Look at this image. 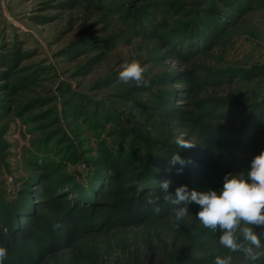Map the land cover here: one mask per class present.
<instances>
[{"label":"rangeland","instance_id":"obj_1","mask_svg":"<svg viewBox=\"0 0 264 264\" xmlns=\"http://www.w3.org/2000/svg\"><path fill=\"white\" fill-rule=\"evenodd\" d=\"M132 59L146 87L118 81ZM262 150L264 0H0L4 264H214L219 232L165 196Z\"/></svg>","mask_w":264,"mask_h":264},{"label":"clouds","instance_id":"obj_2","mask_svg":"<svg viewBox=\"0 0 264 264\" xmlns=\"http://www.w3.org/2000/svg\"><path fill=\"white\" fill-rule=\"evenodd\" d=\"M148 70V66L140 60L132 59L121 65L118 81L134 84L136 87H146L148 81L145 74ZM175 143L179 149H191L197 145L182 136L177 137ZM190 162L185 161L179 151L171 155L172 166H183ZM181 171L182 169L178 170V174ZM170 183L169 180L161 182L159 189L167 194ZM165 200H170L175 206L171 211L175 221L180 222L189 216V205L196 204L200 208L196 219L203 228L219 232V243L229 254L217 256L214 264H231L230 253L241 254V264H257L264 259V241L254 231V227L264 228V150L252 158L250 168L246 172L226 174L221 190L208 189L198 192L190 191L187 185H181L176 188L175 196L167 194ZM149 205L154 206V211L159 213V197H149L145 207ZM7 257L8 249L0 246V264H4Z\"/></svg>","mask_w":264,"mask_h":264},{"label":"trees","instance_id":"obj_3","mask_svg":"<svg viewBox=\"0 0 264 264\" xmlns=\"http://www.w3.org/2000/svg\"><path fill=\"white\" fill-rule=\"evenodd\" d=\"M261 72H262V71H258L255 75H252L251 79H252V78H257L259 75L262 74Z\"/></svg>","mask_w":264,"mask_h":264}]
</instances>
